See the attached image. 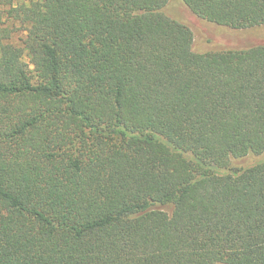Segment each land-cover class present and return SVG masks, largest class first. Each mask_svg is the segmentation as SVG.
I'll return each mask as SVG.
<instances>
[{"label": "trees", "instance_id": "1", "mask_svg": "<svg viewBox=\"0 0 264 264\" xmlns=\"http://www.w3.org/2000/svg\"><path fill=\"white\" fill-rule=\"evenodd\" d=\"M171 1L0 0V264H264V45L195 52Z\"/></svg>", "mask_w": 264, "mask_h": 264}, {"label": "rangeland", "instance_id": "2", "mask_svg": "<svg viewBox=\"0 0 264 264\" xmlns=\"http://www.w3.org/2000/svg\"><path fill=\"white\" fill-rule=\"evenodd\" d=\"M163 12L189 28L195 52L206 53L224 50H244L264 45V29L233 31L210 25L196 19L179 3L172 0Z\"/></svg>", "mask_w": 264, "mask_h": 264}]
</instances>
